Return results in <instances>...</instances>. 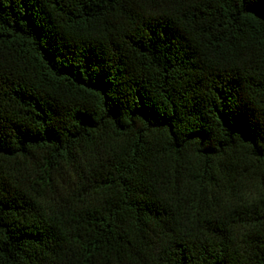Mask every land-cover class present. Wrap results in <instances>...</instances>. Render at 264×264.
Instances as JSON below:
<instances>
[{"label": "trees", "instance_id": "obj_1", "mask_svg": "<svg viewBox=\"0 0 264 264\" xmlns=\"http://www.w3.org/2000/svg\"><path fill=\"white\" fill-rule=\"evenodd\" d=\"M0 264H264V0H0Z\"/></svg>", "mask_w": 264, "mask_h": 264}]
</instances>
